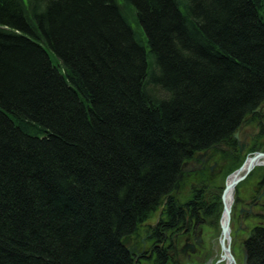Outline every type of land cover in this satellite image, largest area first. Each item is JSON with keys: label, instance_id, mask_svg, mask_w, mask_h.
<instances>
[{"label": "trees", "instance_id": "obj_1", "mask_svg": "<svg viewBox=\"0 0 264 264\" xmlns=\"http://www.w3.org/2000/svg\"><path fill=\"white\" fill-rule=\"evenodd\" d=\"M263 101L264 0H0V264H133L122 237ZM243 249L264 264V219Z\"/></svg>", "mask_w": 264, "mask_h": 264}, {"label": "flooded vegetation", "instance_id": "obj_2", "mask_svg": "<svg viewBox=\"0 0 264 264\" xmlns=\"http://www.w3.org/2000/svg\"><path fill=\"white\" fill-rule=\"evenodd\" d=\"M258 106L259 115L245 117L227 139L218 145L195 154L190 161L195 162L196 167L185 174L194 175L198 181H204L206 176L211 178L220 177L222 172L234 170L242 165L248 157L258 151H264V116H261L262 104ZM237 130L238 132L235 136L234 133ZM242 157L244 158L242 159ZM215 171L220 172L215 175L213 174ZM237 193L239 194L234 198L231 208L230 227L234 213L240 223L239 227L244 228V230L249 228V232L254 225L264 219V171L255 180L254 189L252 187L248 190L247 186L244 192L238 189ZM235 207L237 211H233ZM157 213L155 221L147 224L145 240L134 244L133 238L130 241L129 249L134 255L135 264H228L224 260L226 258L225 252L221 250V247L218 258L211 256V249H206V252L200 256V253H202L203 234L205 233L199 228V223L183 225L180 213L177 215L173 209L160 207ZM249 218L257 219L258 221L249 226L248 223H245ZM242 222L245 225L241 224ZM159 226H161L160 229ZM199 235L202 237L201 243L195 244ZM193 244L194 247L190 246ZM165 247L167 251L162 250ZM229 247L234 256L231 250V237ZM235 260L237 261L236 258Z\"/></svg>", "mask_w": 264, "mask_h": 264}, {"label": "rangeland", "instance_id": "obj_3", "mask_svg": "<svg viewBox=\"0 0 264 264\" xmlns=\"http://www.w3.org/2000/svg\"><path fill=\"white\" fill-rule=\"evenodd\" d=\"M132 25L134 27L136 26L134 22ZM154 89H155L154 96H156L158 98L159 97L163 98L166 96V93L163 90H161L159 88H154ZM244 157H242V159ZM263 167L264 166H262V165L255 166L253 168V170L248 174V176L238 184L237 188L241 192H244L246 190L247 186H248V190L251 189L252 187L254 189L255 188V180L257 178H259L260 175H262V173L264 171ZM234 170H232V169L226 170V171L221 173L220 177L213 178V179L217 180L219 183H221V189H220L221 191L224 187L227 176L231 172H233ZM218 172H220V171H218ZM218 172L215 171L213 174L216 175V173H218ZM218 182L216 184H218ZM193 183H195L193 176H190L189 174H185V173L180 176L178 183H177V186L179 187L180 192L179 193L174 192V194L178 197L179 200L189 197L187 195V193L189 192L190 187L193 185ZM237 190L234 191V198H236V195L239 194V193H237ZM234 205H235V203H234ZM234 205H233V207H234ZM160 207L161 206H159L158 209L150 217H148V219L142 225L139 226L137 233L132 237L134 239L133 244L134 243H140L142 240H145L146 234H147V224L153 223L155 221V216H156V214H158L157 212H158ZM234 209L235 210H233V211H237L236 207ZM247 218H248V216H247ZM218 220H219V218H218ZM257 221H258L257 219L254 220L252 218H249L245 223H248L249 226H252ZM218 223L216 224L217 228L215 227V224L210 226V227L209 226L204 227V230H205L204 233L205 234H203L202 253H200V256L206 252V249H211L212 250L211 256L212 257L214 256V258H218L219 254L221 252L220 246H219V232L220 231H219V224ZM239 224L240 223L238 222V218L233 213V219L231 220V230H232L231 231V250L234 254V257L236 259H238L237 264L242 263V253H243L242 243H243V240L246 237V234L249 230V228H247L245 230H244V228H240ZM241 224L245 225L244 222H242Z\"/></svg>", "mask_w": 264, "mask_h": 264}, {"label": "water", "instance_id": "obj_4", "mask_svg": "<svg viewBox=\"0 0 264 264\" xmlns=\"http://www.w3.org/2000/svg\"><path fill=\"white\" fill-rule=\"evenodd\" d=\"M238 130L234 133L236 136ZM264 156V152H257L253 156L247 158L245 162L234 172H232L226 179L222 194H221V203H222V212H221V218H220V224H221V237H220V247L221 250L228 254V264H236V260L234 256L232 255L229 247L230 242V219H231V206L227 205L225 202V194L228 189H233L236 187V185L243 180L246 175L253 169V167L256 165L255 160L259 157ZM196 167L195 162H184L181 166V172H188L194 169ZM243 171L242 174H240ZM231 178L230 182H227V180ZM224 218V221L222 223V219ZM123 245H128V237H125V239L122 242ZM224 257V256H223ZM241 264H247V253L243 251L242 255V263Z\"/></svg>", "mask_w": 264, "mask_h": 264}, {"label": "bare ground", "instance_id": "obj_5", "mask_svg": "<svg viewBox=\"0 0 264 264\" xmlns=\"http://www.w3.org/2000/svg\"><path fill=\"white\" fill-rule=\"evenodd\" d=\"M151 89H150V91H151V93L152 94H155L154 92H155V87H150ZM161 89V88H160ZM161 90H163V89H161ZM166 97V96H165ZM158 98V97H157ZM159 98H161V97H159ZM258 111L259 110V106H257L253 111H252V113L253 112H255V111ZM251 115H253V114H251ZM249 116V115H248ZM247 116V117H248ZM218 144H220V143H216V144H214V145H218ZM214 145H212V146H214ZM211 146V147H212ZM255 163H256V165L255 166H259V165H264V156H262V157H259L258 159H256L255 160ZM231 181V178H229L228 180H227V182H230ZM194 184V183H193ZM192 187V186H191ZM191 187H190V190H189V192L187 193V195L190 197L191 195H192V193H191ZM234 189L235 188H233V189H228L227 190V192H226V194H225V202H226V204L227 205H230L231 206V208H232V204H233V200H234ZM173 192H175V193H179L180 192V190H179V187L175 184L174 185V188H173ZM175 195V194H174ZM176 196V195H175ZM177 197V196H176ZM177 199H178V197H177ZM179 200V199H178ZM180 202V205H178V206H174V208H173V210H175V213H177V215H178V213H180V218H181V220H183V222H186L185 224H191L192 225V223H195V220L193 219V220H189L190 218H191V216L189 215V213H190V211H192V207H191V205H189V204H185V203H187V201H188V199L187 198H183V199H181V200H179ZM158 208H156L155 210H153L152 212H151V214L149 215V217L157 210ZM220 210H222V205H221V209ZM218 211V209L214 206V209L212 210V213H214V212H217ZM223 221H224V218L222 219V223H223ZM219 222V223H218ZM196 223H199V228L200 229H202L203 230V232L205 231L204 230V227L205 226H212V225H214L215 224V227L217 228V226H216V224L218 223L219 224V240H220V237H221V224H220V220H217V222H213L210 218H205L203 221H199V222H196ZM179 224V223H178ZM185 224H183V225H185ZM212 228V227H211ZM230 230H231V227H230ZM229 236H231V234H230V232H229ZM125 237H128V244H130V241H131V239H132V237H130V236H128V235H125L124 237H122V239H121V245H123L122 244V242H123V240L125 239ZM201 240H202V237L199 235V236H197V238H196V243L195 244H199V243H201ZM125 246V245H124ZM190 246H192V247H194V244L193 245H190ZM162 250H164V251H167V249H166V247L165 248H163ZM168 254V253H167ZM132 256H133V264H135V260H134V255L132 254ZM225 259L224 260H226L227 261V263H228V254L227 253H225Z\"/></svg>", "mask_w": 264, "mask_h": 264}]
</instances>
